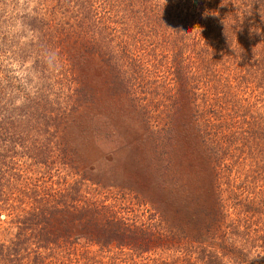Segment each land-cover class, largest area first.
<instances>
[{"label":"trees","instance_id":"1","mask_svg":"<svg viewBox=\"0 0 264 264\" xmlns=\"http://www.w3.org/2000/svg\"><path fill=\"white\" fill-rule=\"evenodd\" d=\"M261 11L264 0H0V264H264ZM92 71L143 117L144 100L189 115L212 175L184 215L145 195L121 208L114 185L61 162ZM36 167L51 187L14 195Z\"/></svg>","mask_w":264,"mask_h":264},{"label":"rangeland","instance_id":"2","mask_svg":"<svg viewBox=\"0 0 264 264\" xmlns=\"http://www.w3.org/2000/svg\"><path fill=\"white\" fill-rule=\"evenodd\" d=\"M92 72L95 76L87 89L90 100L67 119L63 133L67 150L61 162L88 178L114 185L109 193L124 198L121 208L132 209L136 206L133 196L145 195L155 199L153 206L161 207L167 216L176 211L184 215L185 202L200 194L196 186L212 175L189 115L164 118L144 100L139 101L148 110L143 117L133 106L138 104L112 95L106 81ZM27 170L21 168V179L14 180V195L21 187L32 190L35 184L44 191L55 181L41 168H33L35 174Z\"/></svg>","mask_w":264,"mask_h":264},{"label":"clouds","instance_id":"3","mask_svg":"<svg viewBox=\"0 0 264 264\" xmlns=\"http://www.w3.org/2000/svg\"><path fill=\"white\" fill-rule=\"evenodd\" d=\"M261 15H262V19H264V11H261ZM231 46H232V44H231ZM232 48H233V46H232ZM234 49V48H233ZM235 50V49H234Z\"/></svg>","mask_w":264,"mask_h":264}]
</instances>
